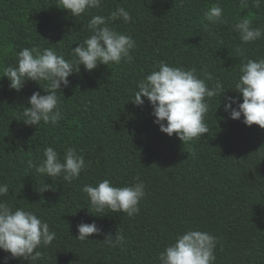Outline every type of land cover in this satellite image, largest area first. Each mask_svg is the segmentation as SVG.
Returning a JSON list of instances; mask_svg holds the SVG:
<instances>
[{"label": "trees", "instance_id": "trees-1", "mask_svg": "<svg viewBox=\"0 0 264 264\" xmlns=\"http://www.w3.org/2000/svg\"><path fill=\"white\" fill-rule=\"evenodd\" d=\"M247 3L245 8L240 0H103L101 8L76 18L58 0H0V184L9 186L0 200L34 212L56 233L50 246L38 249L43 258L35 264H159V254L187 230L216 238L214 264H264V129L246 126L243 116L231 119L224 110L225 97L243 102L234 87L241 65L264 58V38L244 44L234 30L240 18H249L264 31V4ZM217 4L223 15L213 24L205 12ZM118 7L132 20L111 21ZM93 15L133 38L131 60L100 64L91 72L81 65L57 91L62 119L25 125L28 98L46 93L31 80L20 91L10 89L3 68L15 65L23 48H51L70 60L71 49L91 35ZM161 61L195 69L209 88L217 79L223 83L224 93L206 98L204 136L187 143L169 137L153 122L147 98L142 106L131 101L137 82ZM49 146L61 160L69 147L84 156L78 179L52 180L28 167ZM104 179L114 187L143 182L139 213H94L83 187ZM44 183L52 188L41 192ZM92 222L102 232L76 239L77 225ZM109 233L123 234V245L106 244ZM5 257L7 264H31L0 250V264Z\"/></svg>", "mask_w": 264, "mask_h": 264}, {"label": "clouds", "instance_id": "clouds-1", "mask_svg": "<svg viewBox=\"0 0 264 264\" xmlns=\"http://www.w3.org/2000/svg\"><path fill=\"white\" fill-rule=\"evenodd\" d=\"M253 6L260 8L264 0H252ZM103 0H58V7L67 10L78 18L91 9L102 7ZM242 7H247V0H240ZM223 9L217 4L211 7L205 16L215 24L222 19ZM122 18L125 23L132 20L130 13L123 7H118L111 13L110 20ZM207 27V25H206ZM91 35L79 45L71 49V59L66 60L51 48L43 50L23 48L17 54L15 65L3 68V77H7L9 88L20 91L28 80L37 82L46 93L34 92L28 98L29 107L22 110L25 125L37 127L41 122L55 125L62 119L57 91L61 86L69 85L68 77L74 72H80L83 65L85 71L91 72L98 65L120 64L122 60H131V50L135 41L130 35L121 33L109 26V19L102 15H93L87 25ZM242 43L247 44L264 38V31L252 26L249 18H240L234 24ZM143 79L137 82V90L131 100L136 106H142L145 101L152 106L154 123L162 133L171 137L177 136L183 143L191 142L208 133L205 115L209 104L206 98H214L224 93L223 83L217 79L209 88L205 80L196 75L195 69L169 66L161 61ZM203 71V70H202ZM240 75L235 82V91L242 95V103L237 99L225 97L224 110L231 119L237 120L243 116L246 126L258 125L264 129V58L249 59L239 69ZM208 79H212L208 76ZM40 82H46L42 86ZM233 104H238L233 107ZM28 167L34 168L37 174L47 178H60L72 183L78 179L85 169V160L75 148L69 147L63 160L59 158L53 147L44 149L43 158L38 164L28 161ZM138 179V177H137ZM53 180V179H52ZM52 185L44 183L39 191H47ZM94 213H126L132 217L139 213L140 201L146 195L143 182L131 186L114 187L108 179L95 186L89 184L83 187ZM9 194V186L0 184V197ZM96 215V214H93ZM100 216V215H96ZM76 239L86 241L93 234L99 235L102 229L95 222L77 225ZM56 238V233L50 230L32 211L23 208L13 209L6 201L0 200V250L10 254L12 259L30 261L31 264L43 258L39 251L47 248ZM123 234H106L104 242L110 247L123 245ZM216 238L206 231L187 230L177 235L158 256L159 264H214L216 260ZM5 257L3 264H7Z\"/></svg>", "mask_w": 264, "mask_h": 264}]
</instances>
